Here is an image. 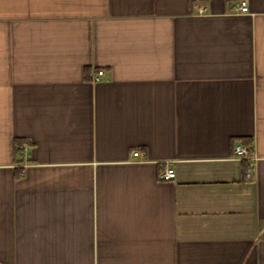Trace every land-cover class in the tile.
<instances>
[{
	"label": "crops",
	"instance_id": "1",
	"mask_svg": "<svg viewBox=\"0 0 264 264\" xmlns=\"http://www.w3.org/2000/svg\"><path fill=\"white\" fill-rule=\"evenodd\" d=\"M0 264H264V0H0Z\"/></svg>",
	"mask_w": 264,
	"mask_h": 264
},
{
	"label": "built area",
	"instance_id": "2",
	"mask_svg": "<svg viewBox=\"0 0 264 264\" xmlns=\"http://www.w3.org/2000/svg\"><path fill=\"white\" fill-rule=\"evenodd\" d=\"M239 10L243 13L249 12V6L247 2H241L239 4ZM206 10H201V13L205 12ZM104 76V72H98L97 76L94 78L95 82H99L100 79ZM235 154L239 158H250V151L244 145H239L235 148ZM139 152H134V157H139ZM176 178V171L173 168H166L164 172L160 175V179L162 181H172Z\"/></svg>",
	"mask_w": 264,
	"mask_h": 264
},
{
	"label": "trees",
	"instance_id": "3",
	"mask_svg": "<svg viewBox=\"0 0 264 264\" xmlns=\"http://www.w3.org/2000/svg\"><path fill=\"white\" fill-rule=\"evenodd\" d=\"M18 147H17V151H18V153L20 152V150H19V147L22 145V142H18Z\"/></svg>",
	"mask_w": 264,
	"mask_h": 264
}]
</instances>
